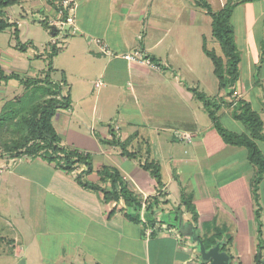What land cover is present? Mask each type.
<instances>
[{
    "label": "crops",
    "instance_id": "obj_1",
    "mask_svg": "<svg viewBox=\"0 0 264 264\" xmlns=\"http://www.w3.org/2000/svg\"><path fill=\"white\" fill-rule=\"evenodd\" d=\"M43 2L33 4L35 10L63 18L59 8ZM72 18L66 32L71 38L57 46V53L73 42L77 53L72 57L83 55L96 77L90 88L84 86L73 96L67 70L62 69L63 77L55 81L52 67L50 78L63 83L62 94L69 93L71 99L68 108L56 110L52 124L60 145L87 154L91 170L78 164L66 171L41 156L0 157V192L6 203L1 204L5 210L0 211V224L10 227L0 234V255L12 257L10 264H208L200 257L197 239L205 246L213 237V244L205 248L218 244L229 256L228 264H264V175L255 203L254 167L247 150L221 138L191 90L215 101L219 119L230 112L227 102L219 99L224 90L218 83L215 94L195 85L200 78L194 76L190 58L196 41L206 39V27L212 35L207 11L196 0H76ZM8 28L13 35L14 27ZM52 43L53 39L49 51ZM135 48L158 66L123 57ZM11 50L14 63L0 58L5 73L23 79L44 77L48 65L38 70L31 65L41 54H27V45L21 50L15 44ZM30 89L16 79L0 81V114L23 97L30 100ZM242 95L234 86L233 96L245 99ZM85 120L92 126L89 132ZM228 130L248 133L246 127ZM71 133L97 134L90 142L83 137L80 143L66 142ZM109 139L116 143L109 144ZM123 143L135 157L123 154ZM145 162L157 163L161 185L142 167ZM104 169L119 173L141 203L138 210L121 196L104 202L101 191L82 185L119 190ZM182 192L190 196L196 221L183 206L177 210ZM126 214L137 215L139 222Z\"/></svg>",
    "mask_w": 264,
    "mask_h": 264
},
{
    "label": "trees",
    "instance_id": "obj_2",
    "mask_svg": "<svg viewBox=\"0 0 264 264\" xmlns=\"http://www.w3.org/2000/svg\"><path fill=\"white\" fill-rule=\"evenodd\" d=\"M21 0H0V31L8 27L13 28V37L16 40V46L23 50L25 43L19 41V30L15 23L10 22L5 17V8L19 4ZM49 3L61 9L57 5L56 0H47ZM255 0H225L223 5L213 10L210 3L206 0H196L197 5L203 7L211 17V33L215 40L219 43L222 55H217L214 50L208 49L203 44V52L211 60L213 66V74L217 79L218 89L224 90V95L219 96L221 102H227L231 107L230 115L233 119L240 121L248 130V133H236L228 130L223 126L219 117L215 114L217 107L215 101L207 97L203 92L192 88V92L196 98L199 99L204 108L207 110L210 118L213 121V126L221 136V138L231 145L242 146L247 150V157L249 162L254 167V173L251 179V192L253 200L257 202V190L260 181L264 175V155L257 145V140L264 141L263 120L258 111L252 108L251 103L243 98L235 97V100L226 101L224 96H229L234 93V85L239 78V62L240 55L235 42L234 29L231 25L230 19L235 6L239 3L250 2ZM62 17L65 20L67 11H63ZM41 23L50 28L54 33V27L49 26L47 19L41 20ZM58 47L56 43H52L48 58V67L42 79H23L16 73H5L0 66V81L7 82L10 79H16L25 87L31 86L29 91L30 100L23 97V101L19 105H14L5 109L0 114V157L4 158H19L22 156L35 157L41 156L48 162H53L58 168L66 171H72L78 164L86 165V170H91L90 161L87 154L78 152L76 150L67 149L60 145V138L56 133L52 118L59 108H68L71 103L70 94H62L61 82H54L50 78L52 71L51 58L57 54ZM153 61V59H150ZM154 62V61H153ZM45 96L42 100L40 97ZM4 133L13 135L12 139L6 140L1 136ZM3 139V140H2ZM109 144H115L114 139L107 141ZM127 143V141L125 142ZM123 154L129 158L135 157V153H130L125 150V144H121ZM145 170H148L156 179L157 184L161 185L159 174V167L157 163L145 162L142 164ZM111 179L112 185L118 183L119 190L108 191L101 188L97 184L82 183L86 188H92L102 192L104 202L117 200L119 196L123 198L128 206L134 210H138L141 203L133 195L127 185L122 181L117 171L110 172L108 170L102 171ZM102 175V173H101ZM77 179L81 182L80 176ZM183 206L186 210L191 212L193 221H196L197 214L194 206L191 203L190 196L181 194V202L177 210H181ZM255 218L259 226L260 234V210L258 207L254 210ZM126 217L134 222H139L137 215L126 214ZM217 236V235H215ZM214 238L208 239L206 247L213 244ZM262 245L259 244V251L256 254L258 259L261 252Z\"/></svg>",
    "mask_w": 264,
    "mask_h": 264
},
{
    "label": "rangeland",
    "instance_id": "obj_3",
    "mask_svg": "<svg viewBox=\"0 0 264 264\" xmlns=\"http://www.w3.org/2000/svg\"><path fill=\"white\" fill-rule=\"evenodd\" d=\"M43 2L45 0H22L20 5L16 4L5 9V17L11 20L13 23H19V39L22 43L27 45V54L33 53L41 54L33 59L32 66L34 70L47 67L49 62V45L51 40L62 46L64 42H68L71 37L68 38L67 31L69 25L66 23L62 25L63 18H56L57 16L46 11L35 10L33 4ZM60 0H56L58 5ZM213 10L219 9L225 0H207ZM44 3V2H43ZM46 4V2H45ZM58 10V9H57ZM56 10V14H57ZM48 19L47 22L51 23L49 26L54 27V33L50 28L45 27L41 20ZM231 25L234 29L235 42L240 55L239 62V79L238 84H235V88L241 89L243 92L242 97L251 102L252 107L257 110L264 121V0H255L250 2L239 3L235 6L231 19ZM62 26V27H61ZM206 39L204 41H196L193 49L192 58L190 61L194 67V76L200 78V83H196L200 90L207 92L208 94H215L217 89V79L213 74V66L211 60L202 52L201 44L205 43L208 49L214 50L216 54L222 55L220 46L215 38L210 34L206 27ZM11 44V46H10ZM16 44V40L12 35V28H6L0 31V58L7 59L14 63L12 54V46ZM9 47V48H8ZM11 53V54H10ZM77 53L73 48V42L70 43L67 50L61 49V51L51 58V66L54 70L51 72L53 80H61L62 69L65 68V78L67 79L69 88L71 87L72 95L82 93L83 87H91L92 81L96 77V74L88 70V61L82 56L72 57V54ZM5 68L9 69V66L4 63ZM34 70L32 71L34 73ZM189 75L192 76V73ZM88 80V81H87ZM256 82L255 86L250 83ZM226 101L235 100V96L229 95ZM222 124L228 129L234 131H240L245 129V126L230 115L222 114L220 117ZM235 121V122H234ZM88 127L85 129L82 125V129L86 132L92 128L89 121H83ZM85 136H82V135ZM97 134V133H96ZM95 133H71V135L65 139L66 142L74 141L80 143L79 139L82 137L86 142L93 141ZM1 136L6 140H11L13 135L4 133ZM3 140V139H2ZM90 140V141H89ZM258 146L264 154V142L258 141ZM93 146V145H91ZM1 204L6 206L3 202V195L0 192V211ZM264 211V207L262 209ZM4 213V212H2ZM10 227H6L0 224V234L8 233ZM3 232V233H2ZM264 243V242H263ZM0 243V249L4 247ZM12 257L0 255V264H10Z\"/></svg>",
    "mask_w": 264,
    "mask_h": 264
},
{
    "label": "built area",
    "instance_id": "obj_4",
    "mask_svg": "<svg viewBox=\"0 0 264 264\" xmlns=\"http://www.w3.org/2000/svg\"><path fill=\"white\" fill-rule=\"evenodd\" d=\"M58 5L61 6V9H59V13L62 15L63 11H67V17L66 19L61 22L62 25L63 24H67V23H72V15H73V11L76 5V0H60ZM104 53H106L109 56H112L113 53L107 49L104 48L103 50ZM123 57L125 59H127L128 61H137L139 63H145L154 67H157L158 65H156V63H154L153 61H151L149 58H147L138 48L135 49H131L128 53L124 54ZM99 83H96V85H98ZM142 207H145V204H142ZM151 233V231H149V234ZM148 234V235H149Z\"/></svg>",
    "mask_w": 264,
    "mask_h": 264
},
{
    "label": "water",
    "instance_id": "obj_5",
    "mask_svg": "<svg viewBox=\"0 0 264 264\" xmlns=\"http://www.w3.org/2000/svg\"><path fill=\"white\" fill-rule=\"evenodd\" d=\"M199 244V253L203 261L208 264H228L229 256L226 252L220 251L219 245L206 249L204 244L197 239Z\"/></svg>",
    "mask_w": 264,
    "mask_h": 264
}]
</instances>
